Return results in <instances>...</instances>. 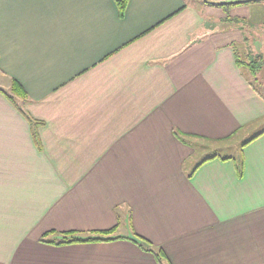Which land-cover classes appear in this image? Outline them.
<instances>
[{"label":"crops","instance_id":"1","mask_svg":"<svg viewBox=\"0 0 264 264\" xmlns=\"http://www.w3.org/2000/svg\"><path fill=\"white\" fill-rule=\"evenodd\" d=\"M220 1L0 0V264H264V3Z\"/></svg>","mask_w":264,"mask_h":264},{"label":"trees","instance_id":"2","mask_svg":"<svg viewBox=\"0 0 264 264\" xmlns=\"http://www.w3.org/2000/svg\"><path fill=\"white\" fill-rule=\"evenodd\" d=\"M115 3L117 4L118 10H119V14L120 16L124 14L125 11V7H126V3L127 0H114ZM211 3V2H210ZM218 5H222V4H218ZM226 5V4H224ZM230 18H233V21L230 22H235V23H239V17H229L228 19L230 20ZM237 19V20H235ZM256 58V59H255ZM255 58L251 59L252 62L247 63L246 62V58H244L245 60H243V58L241 59V57L237 56V63L239 65H244L247 67H250V69L253 71V75L256 73V71L258 69H260L262 67V65L264 64V59L262 55H257ZM255 59V60H254ZM254 60V61H253ZM13 81V85L16 88H11L8 92H5L6 96L14 101V98H16V96L18 97H24L25 91L23 90L22 86L15 80ZM27 118L28 120H32V118L27 114V112H22ZM116 226H113L111 228L108 229H104V230H96V231H91L85 234H82V231H77V230H69V231H64V232H56L54 230H50L45 232L40 240L44 241V242H49V243H53V244H67V243H74V242H89V241H102V240H109L111 239V237L109 236L110 233H112L115 230ZM49 234H53V236L51 238H47V236ZM58 236L57 239H55ZM55 237V238H53ZM133 241H135V243L139 244V246L142 249H148V250H152L151 249V242L145 238L142 237H133L132 238ZM159 255L166 259V255L164 254V252H162L161 250H159Z\"/></svg>","mask_w":264,"mask_h":264},{"label":"rangeland","instance_id":"3","mask_svg":"<svg viewBox=\"0 0 264 264\" xmlns=\"http://www.w3.org/2000/svg\"><path fill=\"white\" fill-rule=\"evenodd\" d=\"M256 2H258V3H264V0H260V1H256ZM224 8H226V7H224ZM228 8V7H227ZM234 19L233 18H230V21H233ZM235 20H237V19H235ZM240 20V22L239 23H236V24H239V25H241V26H243L244 25V23L245 22H247V21H249V20H247L246 18H240L239 19ZM256 23V25L258 24L259 25V33H252L251 35L253 36V38H254V41L256 42L257 41V44L259 45L260 44V47H259V52L261 51H264V49H262L263 47H264V18L262 19V20H258L257 22H255ZM247 34V33H246ZM248 36V35H247ZM238 53H239V57H241V58H245V54L242 52V50L239 48V46H238ZM256 59V58H255ZM254 59V60H255ZM253 60V61H254ZM264 65V64H263ZM256 77V79L258 78V82H259V84L260 85H262V84H264V81H263V79L261 78V76L258 74V76L256 75L255 76ZM5 83H9V85L7 86V87H9L8 88V90H10L11 88H15L14 87V85H13V81L12 80H8L7 82H5ZM7 85V84H6ZM16 89V88H15ZM21 98V97H20ZM17 101H18V104H20L21 105V99H16ZM230 152H232L231 150H229ZM220 153H226V151L225 150H221L220 151ZM164 201H173V199H172V196H168L166 199H164ZM115 230H116V228H115ZM114 230V231H115ZM126 230H128L130 233H131V231H130V229H129V227H128V224H125V223H122V225L120 226V229H119V231L120 232H124V231H126ZM113 231V232H114ZM85 234V233H84Z\"/></svg>","mask_w":264,"mask_h":264},{"label":"water","instance_id":"4","mask_svg":"<svg viewBox=\"0 0 264 264\" xmlns=\"http://www.w3.org/2000/svg\"><path fill=\"white\" fill-rule=\"evenodd\" d=\"M248 0H237V1H220V2H214L216 4H232V3H241V2H247Z\"/></svg>","mask_w":264,"mask_h":264}]
</instances>
